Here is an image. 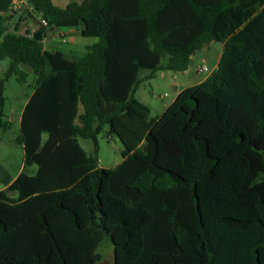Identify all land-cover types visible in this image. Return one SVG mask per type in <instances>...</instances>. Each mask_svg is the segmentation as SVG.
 Returning <instances> with one entry per match:
<instances>
[{
  "label": "trees",
  "instance_id": "16d2710c",
  "mask_svg": "<svg viewBox=\"0 0 264 264\" xmlns=\"http://www.w3.org/2000/svg\"><path fill=\"white\" fill-rule=\"evenodd\" d=\"M28 2L33 11L14 26L16 12L0 17V133L12 123L6 80L27 82L21 63L37 75L17 137L22 169L0 190V264H71L53 257L63 239L83 244V264H97L88 257L104 241L115 264H264V0ZM26 17L47 21L44 38L82 25L98 41L81 57L47 50L30 28L21 32ZM217 41L235 77L218 65L152 117L140 84L186 71ZM104 131L124 147L114 167L100 165ZM123 171L146 200L121 191ZM24 207L31 215L11 223L5 209ZM23 229L31 236L22 246L13 239ZM49 232L60 243L40 245Z\"/></svg>",
  "mask_w": 264,
  "mask_h": 264
},
{
  "label": "rangeland",
  "instance_id": "374dc122",
  "mask_svg": "<svg viewBox=\"0 0 264 264\" xmlns=\"http://www.w3.org/2000/svg\"><path fill=\"white\" fill-rule=\"evenodd\" d=\"M72 1L74 0H53L55 5L61 7H65ZM22 10L24 11L26 9H21V11ZM14 12L17 14L11 23L12 26L15 25V21L19 20L20 14L18 11L13 10V3L10 4V0H0V16L13 14ZM26 20L30 27L23 24L21 26V32H25L27 28L32 29L34 26L39 24L38 21L36 22L35 19H31L30 17H26L25 21ZM81 30L82 25L73 28H54L53 30H50L47 37L44 38L45 48L50 51L61 49L72 57H81L86 54L88 45L98 41L97 37H86L82 35ZM49 37L51 39H49ZM222 48L223 44L220 41L204 45L202 48L197 50L194 55L193 68L184 74L171 70L158 72L154 78L146 80L140 84L136 93L137 98L150 107L151 116L153 117L156 114L164 113V111L172 105L175 98L185 88L200 83V81L206 78L211 71H214L217 68V65L223 64V67H225L223 74L227 75L230 79H233L235 77L234 66L232 64L234 57L230 55L229 52L226 55L223 53L222 57ZM202 64L206 65L209 68V71L200 72L199 67L203 66ZM3 69L0 70L1 77H3ZM36 77V74L30 73L26 83H19L14 76L8 78L5 82V112L6 116L10 117L12 123L8 130L0 133V189L4 186V180L7 177H16L22 169L24 162V148L17 142V137L20 133L21 114L29 96L33 92ZM178 82L186 87H183L181 91L175 95V84ZM261 98H263V96ZM98 142V155L100 165L102 167H114L122 163V150L124 147L116 135H109L106 131H104L98 136ZM81 143L88 152L93 151L94 143L92 140L81 139ZM116 179H119L122 187L121 191L123 193L132 194L137 198L140 197L143 201L146 200V194H137L134 189L126 187L125 182L128 181L129 178L126 176L124 171ZM161 194L165 196V193ZM5 211L11 219V223L15 222L20 217H29L31 215L26 207L20 208L19 210L17 208H7ZM60 220L64 221V218ZM29 231L30 230L23 229L21 232L16 233V238L13 239V241H20L23 246L24 241H28V238L31 236ZM73 234V232H67L68 236H73ZM54 240L57 243H60V235L56 232H49L48 238L46 239L45 237V240L40 241V245L49 244ZM161 247L162 246L157 245L155 249H160ZM6 250L8 251L9 249L6 248ZM82 252L83 244L81 242L63 239L61 249H59L53 257L63 255L71 264H83L85 260ZM244 252L243 254L245 257V254H247L246 249H244ZM114 255L115 249L113 243L111 241H104L100 244L99 248L95 249L93 256L88 258L91 261H97V264H115Z\"/></svg>",
  "mask_w": 264,
  "mask_h": 264
},
{
  "label": "water",
  "instance_id": "95a60500",
  "mask_svg": "<svg viewBox=\"0 0 264 264\" xmlns=\"http://www.w3.org/2000/svg\"><path fill=\"white\" fill-rule=\"evenodd\" d=\"M32 36L35 40H43L44 39V33L40 28H37L36 30H34ZM20 66L24 71L28 72L29 74L33 72V68H32L31 64L21 63ZM193 66H194V59H193V57H191L189 60V67H188L187 71L191 70L193 68ZM2 69H3V66L0 64V70H2Z\"/></svg>",
  "mask_w": 264,
  "mask_h": 264
},
{
  "label": "built area",
  "instance_id": "2783aa9c",
  "mask_svg": "<svg viewBox=\"0 0 264 264\" xmlns=\"http://www.w3.org/2000/svg\"><path fill=\"white\" fill-rule=\"evenodd\" d=\"M21 9H28L30 11H33V6L29 4L28 0H15L13 2V10L18 11ZM41 23L44 26H47V21L43 18L40 17ZM199 71L203 72V71H209V68L206 65H203L201 67H199Z\"/></svg>",
  "mask_w": 264,
  "mask_h": 264
},
{
  "label": "crops",
  "instance_id": "0c3cea01",
  "mask_svg": "<svg viewBox=\"0 0 264 264\" xmlns=\"http://www.w3.org/2000/svg\"><path fill=\"white\" fill-rule=\"evenodd\" d=\"M15 0H10V4L11 3H13ZM18 12H19V14L20 13H22V11L21 10H18ZM1 17V16H0ZM15 17H16V15H15ZM14 17V18H15ZM37 20H38V18L35 20L36 22H37ZM23 24H25V26H29L30 27V25L27 23V20L25 21H23ZM40 25H41V23H39L37 26H34L31 30L32 31H34V30H36L37 28H39L40 27ZM69 28H73V27H69ZM70 31V30H69ZM47 37V36H46ZM45 37V38H46ZM49 39H51L50 37H49ZM223 49V48H222ZM195 55V54H194ZM194 55H193V58H194ZM203 65V64H202ZM201 66V65H200ZM217 67H218V65H217ZM185 72H188L187 70L186 71H184V72H181L182 74H184ZM207 78V77H206ZM206 78H204L203 80H205ZM203 80H201L200 82H202ZM183 87H186V86H184V85H182L181 83H176L175 84V95H177L180 91H181V89L183 88ZM161 114H156L155 116H160ZM4 188V186L1 188V189H3ZM0 189V190H1Z\"/></svg>",
  "mask_w": 264,
  "mask_h": 264
}]
</instances>
